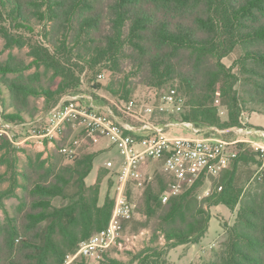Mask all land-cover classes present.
<instances>
[{"label": "trees", "instance_id": "trees-1", "mask_svg": "<svg viewBox=\"0 0 264 264\" xmlns=\"http://www.w3.org/2000/svg\"><path fill=\"white\" fill-rule=\"evenodd\" d=\"M36 26L42 40L18 33L33 35ZM0 38L8 48H30V63L14 56L0 60V81L18 118L31 96L52 99L77 88L85 70L108 71L106 90L125 100L139 83L175 89L184 102L171 118L202 129L241 127L244 112L264 107V0H0ZM237 50L236 62L226 65L224 58ZM11 73L18 76L8 79ZM241 145L220 174L184 184L165 202L175 177L158 170L136 207L128 197L133 229L148 228L150 238L128 252L129 262L107 263L175 264L168 249L199 243L209 230L211 207L239 205L227 239L204 264H264V177L246 187L252 171L245 167L259 159L252 146ZM2 149L12 154L6 136ZM42 155L28 154L26 164L15 166L13 186L0 189V264H88L83 256L67 263L68 255L108 225L115 206L110 195L101 204L100 173L93 184L86 181L98 153L84 152L72 163L57 152ZM207 181L214 190L200 199L197 192ZM11 197L19 199L12 213L5 203Z\"/></svg>", "mask_w": 264, "mask_h": 264}, {"label": "rangeland", "instance_id": "rangeland-1", "mask_svg": "<svg viewBox=\"0 0 264 264\" xmlns=\"http://www.w3.org/2000/svg\"><path fill=\"white\" fill-rule=\"evenodd\" d=\"M40 28V26H36V31L33 35L29 30L19 29V32L15 31L42 40L37 35L40 34ZM29 51V47L8 48L6 47L5 40L0 38L1 61H6L14 56L26 63H30L32 57L29 55ZM239 52L240 50H237L235 53L225 57V64L232 66L236 62ZM130 68V66H127L126 72ZM238 69L237 65L236 70ZM35 71L36 68L33 67L26 71L25 74H32ZM109 75L110 73L106 70L99 72L85 70L80 75L81 82L77 88L69 89L52 99H46L44 96H31L27 109L22 113V118L13 116L14 108L10 103L9 89L4 82L0 81V117L10 123V127L8 128L10 136L0 132V145L4 143V136H6L13 148L10 156H6L5 149L0 150V161L3 160V163L0 164V189L11 188L13 186V178L17 170L15 166L20 161L19 168H21L22 164H26L28 154L36 157L42 153V158H47L52 153L57 152L61 154L64 162L72 163L84 152H94L98 153V156L95 159L94 168L86 181L88 184L93 183L100 173L102 175L101 204L105 202L108 195L115 198L117 194L116 186L119 184L117 175L122 167L124 157L107 129L106 132L100 129H91L89 123L91 120H94L93 118L87 119L76 112L74 114L77 115L73 119L65 120L61 125L57 126V121H53L55 111L70 101H74L75 107L78 110H87V112L96 116L101 115L106 117V123L110 126L119 125L124 129L126 126L132 127L133 129H129V131L133 135H136L137 138H139L138 134L144 137L152 135L156 127H164L165 133L168 136H193L191 131L187 130L185 125L182 124L181 120L171 118L170 114H178L173 112L170 106L164 111L160 109L161 96L166 92H164L165 89H157L139 83L132 97L129 100H125L111 95L106 90ZM17 76L18 74L11 73L7 75V78L13 79ZM47 77L45 76L44 79ZM134 80L139 82V78H135ZM240 88L241 90L245 89L243 83L240 84ZM149 107H152L153 111L148 110ZM220 113L224 118L226 117L225 111L221 110ZM245 116H250L251 119L246 121ZM242 118L244 120L243 127L252 131L249 136L243 134L244 136L252 139H258L261 136L264 138L263 106L255 105L250 110L244 112ZM203 129L207 134H215L227 140H236L244 137L234 128H229L222 133H218L215 129L208 127ZM260 141L264 142V139H260ZM241 144H249L258 153L256 147L244 141H238V143L230 145L229 151L237 150L238 152V147ZM62 148H67L68 151L64 152ZM257 158L259 159V156ZM5 160L8 161L6 162ZM109 160H113L114 162L111 168H108L106 165ZM13 162L15 163L14 168ZM137 169L140 173L139 177L132 176L125 185V194L133 202L134 207L137 206L138 201L142 198L141 196L146 184L154 179L158 170H164L162 161L151 157L141 160ZM249 169L252 173L246 187L250 186L251 183L254 184L255 179L259 177L260 159L257 164H250L249 167H245V170ZM171 188L170 186V190ZM18 190L21 192V189ZM213 190L212 181H207L198 190V197L201 199L208 196ZM181 191L182 189L178 193ZM171 195L173 193L168 194L169 197ZM18 202L19 199L17 197L5 199L6 210L12 213ZM59 203L60 199H56L55 204L58 205ZM238 210L239 205L235 210L225 205L211 207L212 219L210 229L202 242L196 244V246L189 243L170 248L167 251L168 259L175 264H204L206 261L213 259L221 249L222 243L227 239L228 227L235 223ZM4 216V210H1L0 219ZM135 218L142 221L145 217L142 213L136 212ZM150 236L151 232L148 228L139 226L137 229H133V224L128 219L123 222L116 241L108 248L98 251L95 255L84 256L79 254L75 258L68 257L67 263L73 262L76 258L78 259L82 256L87 259L88 264H110L107 263L108 258H116L129 262L131 256L128 252L141 249ZM77 252L78 250L75 253Z\"/></svg>", "mask_w": 264, "mask_h": 264}, {"label": "built area", "instance_id": "built-area-1", "mask_svg": "<svg viewBox=\"0 0 264 264\" xmlns=\"http://www.w3.org/2000/svg\"><path fill=\"white\" fill-rule=\"evenodd\" d=\"M183 102L184 98L178 95L175 89H171L161 96L159 107L164 111L170 106L173 112H179L182 109ZM148 110L153 111V108L149 107ZM76 112L87 119H94L89 123L92 130L100 129L106 132L107 129L109 131L123 155L124 161L117 175L119 184H116L115 206L108 225L89 239L82 241L78 252L68 255V257L75 258L79 254L84 256L95 255L98 251L108 248L116 241L123 222L133 215V205L125 194V185L132 176L139 177L138 165L146 157L163 159L165 171L175 177L171 190L169 189L162 196L164 202L169 198V193H178L184 184L191 185L204 175L220 174L231 160L236 158L237 150L230 152L229 146L238 143V141L251 143L256 147L260 159L259 177H264V142L260 141L264 138L262 136L258 139L246 137L252 131L243 126L230 128H234L242 136H244L243 134L246 135L236 140H227L215 134H207L204 129L196 127L188 121H182V124L185 125L187 130L191 131L193 136H168L164 127H156L152 135L144 137L138 134L139 138H137L129 131V129H133L132 127L126 126L124 129L119 125L110 126L106 123V117L96 116L87 112V110H78L74 101L60 106L55 111L53 121H57V126H59L65 120L73 119L77 115L74 114ZM9 127L10 123L0 117V132L10 136ZM212 129H215L218 133L227 131V129L215 127H212ZM62 151L67 152L68 149L62 148ZM70 156L72 155L70 154ZM113 163V160H109L106 165L111 168Z\"/></svg>", "mask_w": 264, "mask_h": 264}, {"label": "crops", "instance_id": "crops-1", "mask_svg": "<svg viewBox=\"0 0 264 264\" xmlns=\"http://www.w3.org/2000/svg\"><path fill=\"white\" fill-rule=\"evenodd\" d=\"M250 119H251L250 116H245V120H246V121H248V120H250ZM94 165H95V164H94ZM95 181H96V180H95ZM95 181H94V182H95ZM94 182H93V183H94ZM93 183H89V184H93ZM211 219H212V218H211ZM210 223H211V221H210ZM209 229H210V227H209ZM208 232H209V230H208ZM208 232H207V234H208ZM207 234H206V235H207ZM202 240H203V239H202ZM202 240H201L199 243H201ZM196 244H198V243H194V244H192V245H193V246H196Z\"/></svg>", "mask_w": 264, "mask_h": 264}]
</instances>
